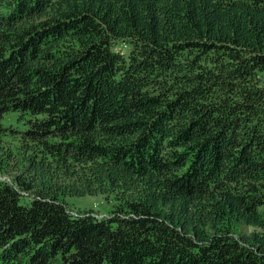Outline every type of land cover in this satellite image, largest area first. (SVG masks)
I'll return each mask as SVG.
<instances>
[{"label":"trees","instance_id":"trees-1","mask_svg":"<svg viewBox=\"0 0 264 264\" xmlns=\"http://www.w3.org/2000/svg\"><path fill=\"white\" fill-rule=\"evenodd\" d=\"M0 174V264H264V0H0Z\"/></svg>","mask_w":264,"mask_h":264},{"label":"rangeland","instance_id":"rangeland-1","mask_svg":"<svg viewBox=\"0 0 264 264\" xmlns=\"http://www.w3.org/2000/svg\"><path fill=\"white\" fill-rule=\"evenodd\" d=\"M117 49H120L123 53H126L129 47L127 44L118 43ZM2 123L6 126H17L20 130H23L25 127L21 121H16L12 113L7 114L6 117L2 120ZM4 138L9 141L11 140V137L9 135L4 136ZM15 141L16 139L12 140V142ZM64 200L74 212H84L85 210L91 209L93 210L94 214L99 217L108 215L114 204V198L112 196L106 198V196L103 194L83 196L67 195L64 197ZM21 201L23 202L22 199Z\"/></svg>","mask_w":264,"mask_h":264}]
</instances>
